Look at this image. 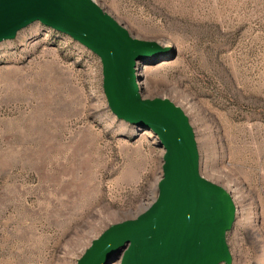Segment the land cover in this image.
Masks as SVG:
<instances>
[{
    "label": "rangeland",
    "instance_id": "obj_1",
    "mask_svg": "<svg viewBox=\"0 0 264 264\" xmlns=\"http://www.w3.org/2000/svg\"><path fill=\"white\" fill-rule=\"evenodd\" d=\"M94 1L169 48L139 65L140 94L184 111L199 173L231 195V264H264V0ZM163 154L111 112L80 42L38 21L0 42V264H76L153 201Z\"/></svg>",
    "mask_w": 264,
    "mask_h": 264
},
{
    "label": "water",
    "instance_id": "obj_2",
    "mask_svg": "<svg viewBox=\"0 0 264 264\" xmlns=\"http://www.w3.org/2000/svg\"><path fill=\"white\" fill-rule=\"evenodd\" d=\"M38 21L95 53L111 112L151 130L164 149L153 201L135 217L106 228L76 264H231L226 233L236 207L231 195L199 173L188 116L167 98H142L137 74L166 46L134 38L94 0H0V42Z\"/></svg>",
    "mask_w": 264,
    "mask_h": 264
},
{
    "label": "bare ground",
    "instance_id": "obj_3",
    "mask_svg": "<svg viewBox=\"0 0 264 264\" xmlns=\"http://www.w3.org/2000/svg\"><path fill=\"white\" fill-rule=\"evenodd\" d=\"M154 195H155V193H154ZM155 197H156V196H155ZM155 197H154V198H155ZM148 205H149V204H148ZM148 205H145V206L142 208V210H140V211H143ZM140 211H139V212H140ZM139 212H138V213H139ZM138 213H137V214H138ZM137 214H136V215H137ZM136 215H135V216H136ZM135 216H134V217H135Z\"/></svg>",
    "mask_w": 264,
    "mask_h": 264
}]
</instances>
